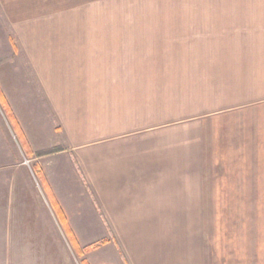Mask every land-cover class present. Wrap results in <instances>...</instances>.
<instances>
[{
    "label": "crops",
    "instance_id": "obj_1",
    "mask_svg": "<svg viewBox=\"0 0 264 264\" xmlns=\"http://www.w3.org/2000/svg\"><path fill=\"white\" fill-rule=\"evenodd\" d=\"M203 4L35 52L38 176L102 264H264V0Z\"/></svg>",
    "mask_w": 264,
    "mask_h": 264
},
{
    "label": "rangeland",
    "instance_id": "obj_2",
    "mask_svg": "<svg viewBox=\"0 0 264 264\" xmlns=\"http://www.w3.org/2000/svg\"><path fill=\"white\" fill-rule=\"evenodd\" d=\"M209 1L0 0V85L11 91L14 105H9L3 90L0 93L19 127L9 122L0 103V264H102L108 258L113 262L112 254L101 249L105 243L96 241L94 234L95 240H81L84 246L74 249L44 193L36 158L60 151L53 146L61 141L51 137L39 106L43 133L32 135L30 125L35 122L26 119L25 111L37 106L33 67L37 47L50 43V38L66 39L67 33L94 38L134 31V23L148 17L177 22L198 16L203 8L197 7ZM19 90L24 93L20 99Z\"/></svg>",
    "mask_w": 264,
    "mask_h": 264
},
{
    "label": "trees",
    "instance_id": "obj_3",
    "mask_svg": "<svg viewBox=\"0 0 264 264\" xmlns=\"http://www.w3.org/2000/svg\"><path fill=\"white\" fill-rule=\"evenodd\" d=\"M0 103H1V105L5 109V113H6V116H7L8 120H9V122L12 123V125L14 126V128L19 129V127H18V125H17L14 117L12 116V114H11V112L9 110V108L6 107L7 105L5 103L4 98L2 97V94L1 93H0ZM20 135H21V133H20ZM40 155H45V154L42 153ZM48 198H49V201L51 203L52 209L54 210V213L56 214V217H57L60 225L63 227V229H64V231H65V233H66L69 241L72 244V247L75 249L76 245H75L74 238H73L72 233L70 232V230L68 229V227H67V225L65 223L64 217L62 216V213H61V210L59 209V207L57 206L56 202L52 199L51 196H48ZM82 264H87V263H82Z\"/></svg>",
    "mask_w": 264,
    "mask_h": 264
}]
</instances>
